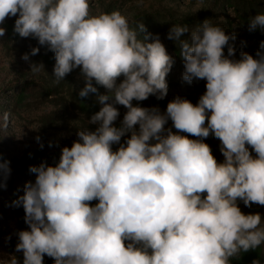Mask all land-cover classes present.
<instances>
[{
	"label": "clouds",
	"instance_id": "9594fccd",
	"mask_svg": "<svg viewBox=\"0 0 264 264\" xmlns=\"http://www.w3.org/2000/svg\"><path fill=\"white\" fill-rule=\"evenodd\" d=\"M8 17L14 32L38 39L21 57L30 70L44 68L31 56L46 46L55 79L79 69L77 95L99 108L58 159L30 165L34 180L11 202L28 227L0 264H44L45 255L53 264H231L264 244V215L240 207L264 206V39L254 55H237L236 33L210 19L172 24L182 79L204 80L206 90L195 103L176 94L162 109L139 102L167 96L174 57L144 22L132 27L118 9L93 13L89 0H0V25ZM257 29L264 12L248 20ZM9 120L0 115V129ZM10 163L0 154V187Z\"/></svg>",
	"mask_w": 264,
	"mask_h": 264
},
{
	"label": "rangeland",
	"instance_id": "374dc122",
	"mask_svg": "<svg viewBox=\"0 0 264 264\" xmlns=\"http://www.w3.org/2000/svg\"><path fill=\"white\" fill-rule=\"evenodd\" d=\"M89 3L93 13L118 9L129 19L131 26L136 27L144 22L148 31L160 35L167 51L174 57L173 66L166 76L169 84L167 96L163 100L150 96L139 102L145 106L159 104L165 109L176 94L186 96L195 103L206 90L204 80H194L189 84L182 79L183 61L177 54L178 46L167 38L172 24L188 25L191 29L204 19H210L228 32H235L237 47L253 55L259 41L264 39V32L249 31L248 24L242 21L243 15L252 17L264 12V0H89ZM15 19L8 17L0 25L6 27L5 36L0 37V115L4 112L10 115L8 127L0 129V154L11 159L35 155L32 165L42 160L53 163V157L59 158L62 146H71L77 139V128L86 125L87 114L98 110L99 106L90 111L81 108V98L77 95L82 84L78 78L79 69L66 74L63 80L55 79L52 74L54 53L46 46L39 45V53L31 56L32 61L42 62L44 68L35 73L30 70L29 62L21 57L25 52L30 53L31 48L38 46L39 42L31 36H15L11 30ZM91 97L94 100V96ZM119 107L122 118L126 109ZM37 136L40 137L39 141ZM206 142L212 146L217 158L222 160L219 140L209 136ZM10 167L7 188L0 190V257L15 252L18 241L16 231L28 227L23 207L21 212H17L16 207L11 205L12 194L15 190L17 195L22 194L25 182L35 178L34 173L22 170L20 166L10 164ZM240 207L245 213L260 212L264 215L262 205L253 204L248 208L241 201ZM9 236L11 239H6ZM17 255L23 259L22 252ZM44 264H53V258L45 255Z\"/></svg>",
	"mask_w": 264,
	"mask_h": 264
},
{
	"label": "trees",
	"instance_id": "16d2710c",
	"mask_svg": "<svg viewBox=\"0 0 264 264\" xmlns=\"http://www.w3.org/2000/svg\"><path fill=\"white\" fill-rule=\"evenodd\" d=\"M251 18V16L249 15H243L242 16V21H244L245 23L248 24V20ZM132 27H135V26H132ZM14 28L11 27V30L13 32V34L15 36H17L18 38H21V36L14 32L13 30ZM257 30H255L254 32H257ZM236 44V42H235ZM237 46V45H236ZM241 50V48L237 47V55L239 54V51ZM177 54L179 55L180 54V49L179 47L177 48ZM225 54H227V48H225ZM180 56V55H179ZM181 57V56H180ZM99 105H97L95 103V101L92 99L91 95L87 98H84V99H81V108L84 110V111H90V110H95L98 108ZM3 158H7L10 160V164H12L13 166H20V168L22 170H25V171H29V167L30 165H32L33 161L36 159V156L35 155H30V156H27V157H24V158H17V159H11L9 158L8 156L2 154ZM8 182V181H7ZM1 188L3 187H0V190ZM17 196V192L15 190V192H13L12 194V201L16 198ZM97 201H93V203H96ZM21 207H16V210L17 212H21ZM23 219V218H22ZM24 221V220H23ZM24 223V222H23ZM260 259L262 262H264V247L262 246V244L260 246H258L257 248L255 249H250L249 251L247 252H244V251H241V253H239L237 256H234V257H231V264H252V261L254 259Z\"/></svg>",
	"mask_w": 264,
	"mask_h": 264
}]
</instances>
